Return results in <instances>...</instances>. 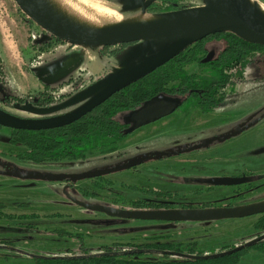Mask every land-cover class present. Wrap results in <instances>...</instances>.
I'll return each mask as SVG.
<instances>
[{
    "label": "rangeland",
    "instance_id": "obj_1",
    "mask_svg": "<svg viewBox=\"0 0 264 264\" xmlns=\"http://www.w3.org/2000/svg\"><path fill=\"white\" fill-rule=\"evenodd\" d=\"M178 1L183 7L198 6L204 3V0ZM258 1L264 4L263 1ZM48 37L49 35L44 30L20 10L14 0H0V56L3 67L0 82L2 81V89L4 88L10 94L35 98L43 92L47 94L50 90L46 89L42 82L52 80L55 74L56 76L58 74L68 76L70 73L74 78V83L64 85L59 92L69 93L68 91L72 88L79 87L70 96L65 95L68 96L66 99L48 106L34 107L29 102L30 100L21 103L13 101L12 105L0 104V109L6 114L23 118H45L67 113L82 105L123 71L157 52L163 46L160 43L137 41L125 44L116 52L95 46L97 54L104 62L99 65L95 61L91 62L92 59L87 58L86 55L85 60L82 59L80 53L71 50L72 47L66 49L68 44L64 42L51 41L50 44H44L41 47L42 42L48 43ZM213 40L217 45H222V40ZM207 45L209 46L210 43ZM61 64L63 66H60ZM184 71L188 74L197 73L203 80L211 74L210 68L206 64H200L199 61L186 64ZM230 85L227 84V87L232 90L214 110L207 112H202L197 108L189 110L188 105L191 102L186 101L169 116L142 126L127 135L118 143L115 151L105 154L96 151L76 160L62 159L43 162L20 160L15 161L16 165L0 164V170L2 169L0 171V199L20 201L29 197L28 200L31 203L40 205L36 208L40 210L44 208V205L60 200L61 196L58 194H61V190L53 189L54 184L58 182L29 178L31 173L81 174L116 167L152 151L170 153L181 150H183L181 153L171 156L156 154L134 167L112 171L104 174V178H93L103 186L91 182L93 181L91 178L81 179L79 180V193H73V196L81 202L102 204L110 201L124 207L129 206L126 202L128 200L143 199L156 203L168 201L174 207L204 204L237 205L263 199L264 116L249 128L227 139L214 141L201 148H190L204 139L234 133L259 117L258 115L264 114V63L249 64L239 88ZM53 96L59 97L56 94ZM166 96L181 97L175 94ZM28 105L35 111L25 110ZM119 119L122 120V116ZM9 133L8 128H0V147H2L0 152H3L5 157L10 152L23 151L21 146L8 143ZM20 172L26 174L27 178L21 177ZM243 172L261 177L252 178V185L249 189H246L244 185L226 187L221 186L220 183L212 184L214 179L217 180L219 177H229L231 174ZM106 179L111 182L105 183ZM203 186L205 189L208 187L207 190H209H196ZM17 190H23L24 199L18 197ZM150 191L165 192L167 195L159 198L151 195ZM79 211L83 209L79 207ZM257 218V216H251L196 223L172 222L163 224L164 232L161 233L170 238L174 236L175 241L197 240L203 252H212L219 250L224 244L238 245L243 242L242 240L248 241L263 234L264 229L253 227ZM50 224L54 223L50 222ZM37 225L43 228L49 224L38 221ZM8 226V223L3 224L5 228ZM69 226L79 227V231L88 227L81 222H72ZM37 232V229H33V234ZM103 232L107 231L102 230L100 233ZM121 232L118 229L109 230L110 235L100 236V238H106L101 242L109 245L114 240H121L118 234L126 233ZM40 235L42 240L35 236L26 240H18L11 231L0 229V264H24L22 259L14 254L19 253V247L45 248V239L48 237L43 231ZM150 237H153L152 233L148 234V238ZM135 239L142 241L144 237L136 236ZM17 241L22 245H17V249L13 250V244ZM94 242L95 240H91L89 246L95 244ZM96 248L98 246H93L92 249ZM145 257L153 259L156 256L145 255L141 259ZM236 264L252 263L248 259H240ZM259 264H264V259Z\"/></svg>",
    "mask_w": 264,
    "mask_h": 264
},
{
    "label": "water",
    "instance_id": "obj_2",
    "mask_svg": "<svg viewBox=\"0 0 264 264\" xmlns=\"http://www.w3.org/2000/svg\"><path fill=\"white\" fill-rule=\"evenodd\" d=\"M14 1L20 10L49 36L69 46H97L103 48L137 41L160 43L163 46L157 52L123 71L82 105L67 113L45 118H23L8 115L0 109V126L11 129L38 131L69 125L106 101L116 92L165 64L187 46L216 33L229 32L247 43L264 46V11L259 9L257 5L250 3L249 0H204V3L198 6L160 14L147 13L145 5L149 1H146L143 10L136 13L155 15L159 17L157 20L102 29H88L74 25L51 11L42 0ZM118 12L125 18L136 14L125 15L119 10ZM211 59L212 54L209 52L201 59V63L208 62ZM183 100L184 98H173L162 94L146 100L139 107L129 111L126 122L131 124L128 129L129 132L168 116L181 105ZM25 110L35 111L29 105ZM263 116L264 114L253 119L234 133L204 139L192 148H201L214 141L227 139L249 128ZM162 153L164 152L146 153L116 167L87 171L77 175H53L34 172L29 174V178L58 181L94 178L115 170L134 167L150 156ZM219 181L221 182V180L214 182ZM68 198L90 211L103 212L111 217L142 220L216 221L264 213V200L231 207L127 210L77 201L71 196H68Z\"/></svg>",
    "mask_w": 264,
    "mask_h": 264
},
{
    "label": "trees",
    "instance_id": "obj_3",
    "mask_svg": "<svg viewBox=\"0 0 264 264\" xmlns=\"http://www.w3.org/2000/svg\"><path fill=\"white\" fill-rule=\"evenodd\" d=\"M213 39L222 40L223 50L214 61L206 63L211 70L210 79H196L193 74L186 73L184 67L188 63L198 62L203 46ZM263 59L264 46L247 43L229 32L216 33L187 46L165 64L116 92L71 124L38 131L11 130L8 141L13 146L19 145L23 148L18 154L20 158L35 162L74 160L96 151L109 153L117 150L118 143L130 133L127 125L118 120L120 113L132 111L146 100L160 94L186 96L185 102H191L188 105L189 110L194 107L202 112L214 110L230 90L227 83L233 78H244L246 67ZM2 68L0 56V74L3 73ZM40 95L41 105L46 106L50 102L47 94L43 92ZM26 100L27 97L12 93L3 94L0 98L1 102L8 105H12L13 101L21 103ZM31 103L36 104L37 101L33 100ZM32 106L36 107L34 104ZM182 151L164 152L158 156H171ZM105 183L109 184L110 181L106 180ZM95 184L103 186L97 182ZM150 193L157 197L167 195L157 191ZM143 203L133 202L134 207H143ZM163 205L171 207L167 203ZM253 227L264 229V215L259 217ZM251 248L264 250V233L238 245H224L219 250L208 253L199 250L196 242L156 243L135 245L121 252H102L90 257V260L94 264H236L239 256ZM145 252H159L162 254L161 260L134 261L125 260L123 257L139 256Z\"/></svg>",
    "mask_w": 264,
    "mask_h": 264
},
{
    "label": "flooded vegetation",
    "instance_id": "obj_4",
    "mask_svg": "<svg viewBox=\"0 0 264 264\" xmlns=\"http://www.w3.org/2000/svg\"><path fill=\"white\" fill-rule=\"evenodd\" d=\"M103 3H108L111 7L115 8L116 10H119L125 15L133 14L136 12H140L143 10L144 3L146 1H149L147 5H145V11L150 14H160V13H165L177 9H182V8H187L186 6L183 7V5H180L178 0H98ZM51 41H56L59 42L57 39L54 37L49 36L48 37V43L42 42L41 47L45 44H50ZM222 42V41H221ZM44 43V44H43ZM133 43V42H131ZM210 43V47L207 45ZM216 41L210 40L205 45L203 46L202 53L199 58L200 64H206L214 61V59L217 57V55L223 50V42L221 43L222 45L219 46L217 45ZM129 44V43H126ZM125 44H119V45H114V46H107L103 47L100 49H107V50H113L112 52H116L120 50ZM73 46H66V49H70ZM43 50V48H42ZM212 54V59L208 62L201 63V59L204 58L208 53ZM256 64H262L264 63V59L261 62H254ZM60 64V63H59ZM69 64V63H68ZM188 65V64H187ZM57 66V65H54ZM60 66H63L62 64ZM78 74H81L78 72ZM196 79H201L197 73H191ZM60 75V74H58ZM58 75H54L52 80L42 82L41 79H39L44 87L46 89H50L47 93V96L50 100V102L46 103V106L50 105L51 103H58V101H62L66 99V97L70 96L74 90H76L79 87L72 88L71 91H68L69 93H61L59 90L64 86L68 85L71 83H74V78L71 77V73L68 76H65L64 79L62 80H57ZM57 78V79H56ZM210 75L207 79L209 80ZM243 79V78H242ZM242 79L238 78H233L231 79L227 84L237 86L239 88L240 86V81ZM203 80V79H201ZM56 89V90H51V89ZM232 90V88H229ZM229 90V91H230ZM0 98L3 97V94L6 95L8 94L5 89H2L1 82H0ZM228 92H226L227 94ZM56 94L59 96L58 98L54 97L53 95ZM225 94V96H226ZM68 95V96H65ZM165 95V94H162ZM166 96V95H165ZM224 96V98H225ZM42 96L39 94L37 97L30 98L29 102H32L33 100L37 101V103H33L36 106H42L41 105V98ZM173 98H184L183 102L181 105L185 102L186 96L183 97H175V96H169ZM224 98L221 100L223 101ZM0 104H5L0 101ZM8 105V104H6ZM180 105V106H181ZM30 106V105H29ZM179 106V107H180ZM178 107V108H179ZM217 107V106H216ZM177 108V109H178ZM199 109L198 107H194ZM94 109V108H93ZM69 110V109H66ZM73 110V109H72ZM200 110V109H199ZM201 111V110H200ZM66 112V111H65ZM60 113V112H59ZM128 112H123L120 113L117 118L121 123H124L127 125L128 129L131 127L130 123L127 122V116ZM173 113V112H172ZM56 114V113H55ZM170 115V114H169ZM168 115V116H169ZM261 115V114H260ZM260 115H258L260 117ZM122 116V120L119 119V117ZM51 117V116H50ZM166 117V116H165ZM163 117V118H165ZM162 119V118H161ZM160 120V119H159ZM158 121V120H157ZM156 122V121H154ZM152 122V123H154ZM151 124V123H150ZM248 124V123H247ZM246 124V125H247ZM148 125V124H147ZM145 126V125H144ZM3 126H0L2 128ZM142 127V126H141ZM7 128V127H6ZM59 128V127H58ZM140 128V127H139ZM11 134V130H22V129H11L8 128ZM138 129V128H137ZM136 130V129H135ZM133 130V131H135ZM33 131V130H29ZM132 131V132H133ZM130 132V133H132ZM129 133V134H130ZM128 134V135H129ZM9 139V137H8ZM10 144V142L8 141ZM199 143H196L197 145ZM11 145V144H10ZM192 145L190 148H192ZM19 146V145H15ZM208 146V145H207ZM2 148V147H0ZM9 149V148H8ZM2 150V149H1ZM5 150V147L3 148V151ZM7 151V150H6ZM153 152V151H152ZM156 152V151H155ZM0 164L2 165H8V164H14L16 165L15 161H20V160H27V159H22L19 157V153H9L7 154V157L4 156L3 152H0ZM159 155V154H158ZM62 160V159H60ZM76 160V159H75ZM30 162H35L32 160H27ZM56 161V160H55ZM7 164H5V163ZM10 166V165H9ZM2 171V169L0 170ZM61 174V173H59ZM21 177L27 178L26 174H23L20 172ZM24 175V176H23ZM77 175V174H76ZM106 175V174H105ZM104 178V175L94 177V178ZM256 177H261L260 175H254L252 173H238V174H231L229 177H219L217 180H221V182H216L220 183L221 186H236V185H244L246 186V189H249V186L252 185V178ZM93 181L91 182H97L93 178H91ZM107 181H110L109 179H106ZM192 180L196 181L195 178H192ZM224 180L228 181L225 182ZM49 181H55L58 182L57 184H54L53 189L59 188L61 190V194H58L61 196L60 200H57L56 202H50L46 205H44V208H40V210H36V208L40 205H36L34 202L31 203L28 198L23 196L22 192L23 190H17L19 196L21 199L20 201H16L15 199L13 200H1L0 199V229L5 230V231H11L13 233V236L16 237V239H28L31 238V236H35L38 239L42 240L43 238L41 237V231L48 237L45 239V248L39 249V248H33L32 246H28L27 248H20L18 249L19 253L14 254L15 256H19L23 263L26 264H94L91 262L90 257L96 256L102 252H121V251H126L125 249H130L133 248L135 245H146V244H164V243H186V242H196L197 248L199 250V242L197 240H189V241H175V237L172 236V238L167 237L168 235H164L161 232H164V225L163 224H169L172 222H181V221H164V220H142V219H130V218H120V217H111L106 215L103 212H98V211H90L82 206H80L78 203L75 201L71 200L68 198V196H71L72 198H75L73 196V193H79V179L73 181L70 179H64L61 181L58 180H49ZM211 182V180H209ZM216 181V179H214ZM111 182V181H110ZM98 183V182H97ZM208 183V182H207ZM211 184V183H210ZM212 184H215V182H212ZM206 185V184H205ZM203 187H199L196 190H207ZM245 189V190H246ZM158 192V191H157ZM199 192V191H195ZM154 196V195H153ZM17 197V198H18ZM157 197V196H155ZM161 198V197H159ZM158 198V199H159ZM77 201H79L77 198H75ZM263 199L253 201V202H259L263 201ZM125 202V201H124ZM127 204L129 205L128 207H124L122 205H117L115 202H105L99 205H105V206H110V207H115V208H120V209H127V210H132V209H177V208H211V207H231V206H236L233 204H226L222 206H213V205H200V206H192V205H182L178 207H174L173 204L166 202H153V201H148L146 199L143 200H128L126 201ZM133 202H144L143 207H134ZM253 202H248V203H253ZM164 203H167V205H171V207H164ZM244 203V204H248ZM93 204V203H91ZM161 206L159 207V205ZM237 205H243V204H237ZM79 207L83 209V211H79ZM100 214V215H98ZM264 213L257 214V215H252V216H257L258 218L256 221L259 219V217L263 216ZM251 217V216H248ZM244 218V217H243ZM123 219V220H121ZM232 219H240V218H232ZM41 221L44 223H48V226H44L43 228L39 225H37V222ZM218 221V220H216ZM255 221V222H256ZM50 222H53L54 224H50ZM72 222L77 223L81 222L82 224L88 226L82 231H79V227H72L69 226ZM166 222V223H163ZM189 222H203V221H189ZM8 223V227H3V224ZM103 224V225H101ZM72 227V228H71ZM33 229H37L38 232L33 234ZM92 229V231L90 230ZM112 229H118L120 231H124L126 233L118 234V238H122L121 240L113 241L111 244L106 245L103 244L104 239L106 238H100V236L103 235H110L108 233L109 230ZM102 230H106L107 232L100 233ZM152 233L153 237L148 238V234ZM161 233V234H160ZM112 234V233H111ZM157 234V235H156ZM172 234V233H171ZM23 235L25 237H23ZM113 236H116L115 234H112ZM136 236H143L144 239L138 240L135 239ZM58 237V238H56ZM147 238V239H146ZM91 240H95V244L92 246H89L91 243ZM245 242L244 240H242ZM77 245H76V244ZM102 243V244H100ZM242 243V242H240ZM21 246V242H16V244H13V250L17 249L16 246ZM224 245H231V244H224ZM222 245V246H224ZM93 246H98L96 249H92ZM203 251V250H201ZM22 252V253H21ZM208 253V252H204ZM156 256L153 259H147L146 257L144 259H141L143 256ZM162 254L159 252H145L141 255H127L123 256L125 260H161ZM243 259H248L252 264H259L263 261L264 259V250H259V249H247L245 250L244 253H242L239 256V260ZM238 260V262H239Z\"/></svg>",
    "mask_w": 264,
    "mask_h": 264
},
{
    "label": "bare ground",
    "instance_id": "obj_5",
    "mask_svg": "<svg viewBox=\"0 0 264 264\" xmlns=\"http://www.w3.org/2000/svg\"><path fill=\"white\" fill-rule=\"evenodd\" d=\"M55 14L88 29H102L119 25L144 23L157 20L159 17L150 14L136 13L130 17H123L118 10L108 3L98 0H42ZM250 3L264 11V4L258 0Z\"/></svg>",
    "mask_w": 264,
    "mask_h": 264
},
{
    "label": "crops",
    "instance_id": "obj_6",
    "mask_svg": "<svg viewBox=\"0 0 264 264\" xmlns=\"http://www.w3.org/2000/svg\"><path fill=\"white\" fill-rule=\"evenodd\" d=\"M71 50H73V51H75L77 53H80L81 56H82V59H84V60H85V55H86L87 58L92 59L91 62L95 61L96 63H99V65H100V63H104L103 61H101L100 56L97 54L95 46L72 47ZM57 78L56 79L59 81V80L64 79L65 76L64 75H60ZM153 149H155V148H153ZM160 149H164V148H160Z\"/></svg>",
    "mask_w": 264,
    "mask_h": 264
}]
</instances>
